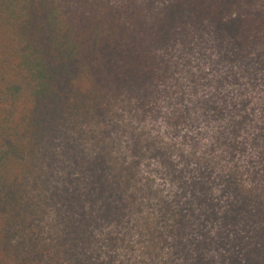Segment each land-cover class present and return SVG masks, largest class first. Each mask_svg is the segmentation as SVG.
Wrapping results in <instances>:
<instances>
[{"label":"trees","instance_id":"1","mask_svg":"<svg viewBox=\"0 0 264 264\" xmlns=\"http://www.w3.org/2000/svg\"><path fill=\"white\" fill-rule=\"evenodd\" d=\"M0 264H264V0H0Z\"/></svg>","mask_w":264,"mask_h":264}]
</instances>
